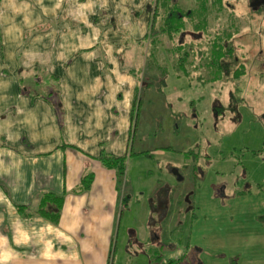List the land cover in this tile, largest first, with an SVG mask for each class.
<instances>
[{
	"label": "crops",
	"instance_id": "1",
	"mask_svg": "<svg viewBox=\"0 0 264 264\" xmlns=\"http://www.w3.org/2000/svg\"><path fill=\"white\" fill-rule=\"evenodd\" d=\"M151 1L0 0V264H112L122 184L100 157L126 154L132 136L141 137L148 124L143 117L137 127L142 87L150 82L143 84L127 63L147 59L140 41L148 32ZM200 109L195 117L201 118ZM241 114L238 124L250 116ZM199 154L208 157V166L194 171L199 176L189 236L199 244L197 262L263 264V224L242 232L253 237V250L242 259L215 261L214 251L204 247L215 229L227 228L228 239L238 235L236 214L219 213L212 203L261 196L263 155L246 157V164L234 157L228 171L235 176L226 180L223 165L212 166L204 150ZM87 171L93 173L89 189L71 192ZM248 173L252 180L241 185ZM216 179L218 197L212 190L207 202L202 186L211 189ZM242 187L257 188L237 197ZM46 193L63 195L57 221L43 213L45 200L56 201ZM251 216L257 224V215Z\"/></svg>",
	"mask_w": 264,
	"mask_h": 264
},
{
	"label": "rangeland",
	"instance_id": "2",
	"mask_svg": "<svg viewBox=\"0 0 264 264\" xmlns=\"http://www.w3.org/2000/svg\"><path fill=\"white\" fill-rule=\"evenodd\" d=\"M202 1L170 0V5L168 0H159V14L167 10L178 12L169 17V21L171 25L186 27L180 36L182 43L175 49L182 30L175 34L173 40L166 35L160 36L162 44L172 51L150 53V40L140 52L147 53V59L145 55L134 63H127L135 66L143 84L150 82L142 87L137 127L143 117L148 124L141 137H137V133L132 136L126 152L125 178L122 187L118 188L119 207L110 253L112 264H162L173 256H182L183 264H200L195 249L199 244L192 243L189 236V215L195 207L192 192L198 184L195 177L199 176L194 172V163L203 170L208 166V157L199 153L202 150L209 153L212 166L223 165L225 171L220 176L226 180L235 176L228 171L234 157L240 164L243 161L246 164L245 158L253 157L255 150H263L264 157V3L263 8L261 6L257 10L258 4L253 9L249 0H229V8L224 7L223 12L220 7L214 8L206 21L197 19L195 26L198 30L195 31L188 10L192 8L193 14L201 15ZM228 13L231 17L237 16L240 25L232 37L233 56L237 58H231L228 73H223L219 65L222 57L219 30L226 23ZM152 39L156 40L155 37ZM132 50L138 51L139 47L133 43ZM150 65L152 68L149 69ZM216 101L224 108L212 118L210 110ZM233 105L241 115L245 111L250 112L240 125L235 120L236 112L231 109ZM195 108L200 113L202 108L201 118L193 115ZM132 144L133 148L130 147ZM136 145H143L144 149L138 151ZM221 156H224L225 163L220 162ZM240 164L237 162L236 165ZM256 167L258 170L259 165ZM246 175L239 178L241 185L252 180L249 173ZM217 181L213 182L211 189L207 184L202 186V199L209 202L212 190L213 196L218 197ZM262 181L259 187L261 196L259 193L252 198L224 199V205L218 204L217 200L212 203L219 213L236 214L234 222L238 234L228 239L224 236L227 228L221 227L213 231L214 238L209 237L210 245L204 240L205 249L214 251L213 257L218 259L215 261H222L225 256H232L233 260L242 259L251 254L253 249L248 244L253 237L243 236L242 232H256L262 224L264 230ZM240 189L242 191L236 196L244 193L243 187ZM251 215H257L254 217L257 224ZM149 216L152 220L146 219ZM227 222L231 225V221ZM129 227L135 229L131 231ZM262 252L264 256V245Z\"/></svg>",
	"mask_w": 264,
	"mask_h": 264
},
{
	"label": "trees",
	"instance_id": "3",
	"mask_svg": "<svg viewBox=\"0 0 264 264\" xmlns=\"http://www.w3.org/2000/svg\"><path fill=\"white\" fill-rule=\"evenodd\" d=\"M158 1L159 0H153L149 4V7L147 9V15H146L147 21H148V26H149L148 32H147V35L143 39H141V41H140L142 48H144L145 46H147V44H149V41L151 40L152 46L148 48L150 53H154V51H156V50H157L156 52H161V50H163L165 52L166 51H168V52L172 51L171 48L167 49L162 44L160 36L166 35V36H168V38L170 40H173L175 37V34H178V32L182 30L181 35L178 34L179 43L174 46L176 49V47H179L180 46L179 44L182 43L180 36L183 35V33L185 32V29H186L185 26L181 27L179 25H171V22L169 21V17H171L174 14L177 15L178 14L177 11L167 10L164 14H159ZM169 1L170 0H168V3L170 4ZM228 1L229 0H203L202 1L203 10L201 11V15H199V16L196 14H193L192 8H190V10H188V13H189L188 17L192 20L191 24H192L193 29L195 31L198 30V28H196V26H195L197 19H201V20L206 21V19L208 18V13L213 12L214 8L220 7L222 12H223V8L228 7ZM257 10H260V8H258ZM217 12H219V11H217ZM227 15H226L227 18L225 19L226 23L222 25L220 30L218 29L220 31V35L222 38V41H220V44H221L220 49L222 51V57H221L219 65L221 66L223 73H228V69L231 65L230 60L232 57H234L233 56L234 50H233L232 37L238 32L239 25H240L239 19L237 16L231 17L229 15V13ZM181 16L183 17L182 13H181ZM193 20H195V22ZM152 37H155L156 40L152 39ZM223 38L226 40L224 41ZM162 46H164L163 47L164 49L162 48ZM234 58L236 59L237 56H235ZM181 59H183V57ZM236 70H237L236 75H238L237 74L238 67H236ZM223 108H224V106L222 104L217 103V101L214 102V104H213L214 116L219 114V112L220 113L223 112ZM231 109L233 110V112H236V115H235L236 119L235 120H237V117L240 116V114L237 112L236 106L235 105L231 106ZM258 151H259V154L262 155L263 150H255L254 151L255 154H258ZM100 159H101L102 164L105 167L115 169L116 174H117L118 183L123 184L124 178H125V172H126V154H124L122 156H113V155H110L109 153H104L100 157ZM194 166L197 167V170H198V168H199L198 164L194 163ZM92 179H93V173L91 171H87V172L83 173V175L80 178L79 183L71 189V192L81 193V192L88 190L90 187ZM261 185L262 184L258 185V189H260L259 187ZM243 191L244 192L250 191V189H245V190L243 189ZM46 197L55 198L56 203L55 202H53V203L48 202L47 200H45L44 206H43V213L45 215H48V216L51 215L53 220L57 221L58 216H59V208H60L61 203L63 201V195H52L51 193H46L44 198H46ZM162 264H183L182 256L169 257V258L165 259L162 262Z\"/></svg>",
	"mask_w": 264,
	"mask_h": 264
},
{
	"label": "water",
	"instance_id": "4",
	"mask_svg": "<svg viewBox=\"0 0 264 264\" xmlns=\"http://www.w3.org/2000/svg\"><path fill=\"white\" fill-rule=\"evenodd\" d=\"M257 3H258V0H252V1H250V6H251L253 9H255Z\"/></svg>",
	"mask_w": 264,
	"mask_h": 264
},
{
	"label": "flooded vegetation",
	"instance_id": "5",
	"mask_svg": "<svg viewBox=\"0 0 264 264\" xmlns=\"http://www.w3.org/2000/svg\"><path fill=\"white\" fill-rule=\"evenodd\" d=\"M249 1H252V0H249ZM263 3H264V0H258V3H257V4H258V8H261V6H262V8H263ZM257 4H256V5H257ZM258 8H257V9H258Z\"/></svg>",
	"mask_w": 264,
	"mask_h": 264
}]
</instances>
